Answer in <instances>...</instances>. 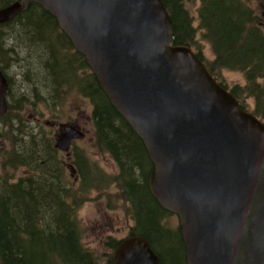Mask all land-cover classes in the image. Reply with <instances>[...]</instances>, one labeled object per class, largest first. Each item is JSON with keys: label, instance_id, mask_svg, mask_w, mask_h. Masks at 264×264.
<instances>
[{"label": "water", "instance_id": "obj_1", "mask_svg": "<svg viewBox=\"0 0 264 264\" xmlns=\"http://www.w3.org/2000/svg\"><path fill=\"white\" fill-rule=\"evenodd\" d=\"M31 4L57 19L142 139L153 163L150 190L177 215L187 264H264V122L190 47L173 44L163 1L17 0L0 8V24ZM7 91L0 68V114ZM83 137L79 125L61 124L55 147L69 152ZM113 264L161 262L145 236H131Z\"/></svg>", "mask_w": 264, "mask_h": 264}, {"label": "trees", "instance_id": "obj_2", "mask_svg": "<svg viewBox=\"0 0 264 264\" xmlns=\"http://www.w3.org/2000/svg\"><path fill=\"white\" fill-rule=\"evenodd\" d=\"M14 1L0 0V8ZM162 1L173 20V44L190 47L242 109L264 122V22L249 1ZM199 38L210 44L212 60L204 55ZM22 60L17 75L25 86L19 88L10 69ZM0 68L8 81V111L0 114V122L18 119L17 131L24 134L23 114L29 106L44 116L46 109L54 112L70 95H79L91 106L94 146L118 167L113 177L92 168L85 150L73 144L72 163L80 178L76 188L55 158L54 138L32 132L27 150L12 151L0 163V264H100L82 241L78 210L93 188L109 183L118 189L115 195L134 222L127 237L145 236L161 264H187L180 229L166 221L173 214L150 190L153 163L142 139L111 104L85 56L41 5L31 4L13 21L0 24ZM224 69L241 72L245 84L228 85ZM21 168L25 171L17 175ZM122 240L110 238L106 264H113Z\"/></svg>", "mask_w": 264, "mask_h": 264}, {"label": "rangeland", "instance_id": "obj_3", "mask_svg": "<svg viewBox=\"0 0 264 264\" xmlns=\"http://www.w3.org/2000/svg\"><path fill=\"white\" fill-rule=\"evenodd\" d=\"M248 1L264 22V7L260 5V2L264 5V0ZM190 9L195 15H197L195 7H190ZM195 24L198 25V19H196ZM199 39L203 47L204 55L208 60H212L214 54L210 44L201 38ZM8 43H12V41H8ZM14 57L17 59L16 55H14ZM14 61L13 63L15 64ZM24 64V60H22L21 63H16L10 69L11 75L16 74L15 77L17 78V86L19 85V88H24L25 86L22 84V81L20 82L21 77L17 75L19 70L21 71V66ZM222 74L228 85H233L235 83L241 85L245 84L244 75L239 71L224 69ZM42 93H45L44 89L42 90ZM249 102L253 107V99H249ZM27 109L29 112L27 111L23 114L26 129L24 134L17 131L20 120L15 119L10 123L0 122V163L6 159L12 151L17 154L16 151H22L23 147V149L27 150L31 143L30 138L32 132L37 133L40 136L42 135L44 139L45 133L50 134L56 143V138L60 132V125L68 123L79 125L84 132V137L76 141L74 144L85 150V153L88 156L85 158V161L90 163L92 168L95 167L110 177L118 174V167L112 157L109 155H102L94 146L92 134L93 126L90 118L91 106L88 102L79 98V95H70L62 108H57L54 112L46 109L44 116L37 115L31 106ZM41 109L45 111V107H41ZM73 148L74 145H72L69 152L61 151L56 148L58 151L55 152V158L60 165L65 166L68 172L69 181L78 188L80 178L77 169H75V165L72 163ZM70 157L72 158L70 159ZM72 168L75 169V172L72 171ZM24 171L25 170L21 168L17 175ZM102 176L105 178L104 174H102ZM104 188H106L105 191H103ZM117 191L118 189L114 183H109L108 186L103 184L100 188H93L88 195H85L78 210L82 241L86 247L95 252L100 264H106V258H108L111 253L109 248L110 238H128L127 236H129L131 226L134 224L126 210V205L123 200L115 195ZM166 221L171 228L180 229L177 215H171Z\"/></svg>", "mask_w": 264, "mask_h": 264}, {"label": "flooded vegetation", "instance_id": "obj_4", "mask_svg": "<svg viewBox=\"0 0 264 264\" xmlns=\"http://www.w3.org/2000/svg\"><path fill=\"white\" fill-rule=\"evenodd\" d=\"M16 1H17V0H16ZM260 5H261L262 7H264L263 3H261V2H260ZM71 158H72V157H70V159H71Z\"/></svg>", "mask_w": 264, "mask_h": 264}]
</instances>
